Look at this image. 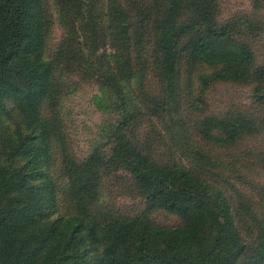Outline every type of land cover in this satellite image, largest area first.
<instances>
[{"label":"trees","instance_id":"1","mask_svg":"<svg viewBox=\"0 0 264 264\" xmlns=\"http://www.w3.org/2000/svg\"><path fill=\"white\" fill-rule=\"evenodd\" d=\"M113 1L109 18L113 27L107 28L111 34L106 44L112 53L93 50L90 58H83L91 71L89 79L105 93L122 98V77L131 78L132 62L139 60L145 69L156 68L167 88V105L180 82L179 65L185 53L191 62L234 66L235 77L240 76L246 62L242 48L205 43L199 37L184 42L185 28L177 27L175 19L185 0H154L153 8L149 0ZM94 8V0L64 4L75 18L70 24L78 21L79 31L89 24L92 37L99 26ZM47 19L46 0H0V264H237L246 244L224 191L183 164L155 163L127 139L120 125L107 163L132 178L147 212L125 218L98 207L102 168L107 164L98 152L82 162L64 157L72 210L60 211L51 172V138L57 121L45 116L46 104L57 100L55 62L45 57ZM200 19L186 28L208 24L204 17ZM218 26L205 30L206 37L233 38L235 29L230 25L212 32ZM73 33L77 42L79 36ZM78 46L90 45L78 42ZM150 46L154 64L146 59L143 65L140 53L147 54ZM65 55L62 50L57 60ZM107 60L119 61L115 73L101 72ZM254 74L264 79V67ZM9 101L19 119L13 133L7 132L5 122ZM129 120L125 118L123 124ZM255 129L248 118L235 122L208 118L201 125V135L223 147H236L242 135ZM153 210L177 216L182 226L153 225L148 219Z\"/></svg>","mask_w":264,"mask_h":264},{"label":"rangeland","instance_id":"2","mask_svg":"<svg viewBox=\"0 0 264 264\" xmlns=\"http://www.w3.org/2000/svg\"><path fill=\"white\" fill-rule=\"evenodd\" d=\"M65 1L46 0L45 57L55 62L57 100L46 104L45 116L57 121L56 132L51 138V172L58 189L60 211L72 210L62 166L64 157L69 155L82 162L98 152L105 157L106 163L111 161V150L117 139L115 128L120 125L127 139L155 163L183 164L222 189L246 244V251L237 264H264V79L254 74L259 67H264V0L183 2L175 23L177 27L185 28L184 42L199 37L205 43L240 47L246 62L240 68V76L235 77L238 69L234 66L209 65L199 60L191 62L185 53L179 65L180 82L173 89V99L167 105V88L156 68L145 69L139 65V60L132 62L131 78L122 77V98L115 93H105L100 84L89 79L91 71L84 61L90 58L91 52L112 53L106 44L110 43L111 34L107 28L113 27L109 18L114 12V1L94 0L99 26H95L97 31L93 37L89 24L83 25L81 31L78 21L70 24L75 18L71 11L67 13L64 9ZM149 1L153 8L154 0ZM166 9L168 5L163 10ZM129 13L134 15L133 11ZM201 17L207 20V25L186 28ZM212 25H219L212 32L230 25L235 34L230 39L206 37L205 30H210ZM74 31L79 36L77 42L73 39ZM78 42H88L90 46L81 49ZM152 49L150 46L148 55L140 53V63L144 65L148 59L154 64ZM62 50L66 55L57 60V54ZM137 56L136 52L134 57ZM93 61L95 63V58ZM117 62L108 63L107 60L105 67L101 64V72L115 73ZM125 118L130 119L127 125L123 124ZM208 118L230 122L248 118L256 129L242 135L238 146L223 147L202 137L201 125ZM5 119L9 125L7 132L16 131L19 119L11 101ZM99 193L98 207L121 217L134 218L147 212V205L132 178L109 163L102 168ZM148 219L162 228L182 226L177 216L164 211L153 210Z\"/></svg>","mask_w":264,"mask_h":264}]
</instances>
